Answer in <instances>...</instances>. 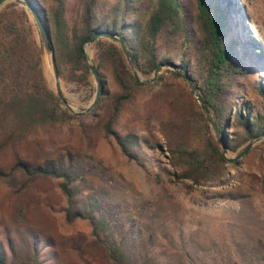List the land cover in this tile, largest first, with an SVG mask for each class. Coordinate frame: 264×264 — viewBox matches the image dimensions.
I'll list each match as a JSON object with an SVG mask.
<instances>
[{"label": "rangeland", "instance_id": "obj_1", "mask_svg": "<svg viewBox=\"0 0 264 264\" xmlns=\"http://www.w3.org/2000/svg\"><path fill=\"white\" fill-rule=\"evenodd\" d=\"M36 1L47 12L53 7L51 0ZM65 1V20L73 30L80 19L82 0ZM146 1L133 0L129 4L128 20L144 19ZM238 3V16L244 18L248 32L264 49V0ZM125 4V0H99L95 11L98 16L111 10L118 13ZM8 19L16 24L19 50L12 56L11 66L0 57V67H6L9 78L19 76L32 88H49L56 95L59 89L74 112H84L97 91L91 72L88 79L74 82L59 75L57 87L50 55L43 47L35 20L14 0L0 4V51L10 46L9 39L13 40L2 29ZM98 41L84 47L87 63H99ZM155 47L158 61L170 59L178 65L185 52L194 59L193 49L183 47L179 37L167 39L161 35ZM125 63L123 76L129 80L133 72L126 58ZM134 69L140 80L153 76ZM169 70L163 67L154 82L138 83L142 88H134L113 126L122 137L136 134L137 144L130 149L138 162L123 156L114 139L103 130L112 111V98L119 89L109 67L102 66L98 70L102 93L90 112L76 116L62 103V109L75 118L37 125L12 138L0 126V170L9 172L17 161L36 166L71 158L77 178L76 207L83 209L90 200H97V212L112 218L114 228L127 232L126 245L136 258L146 257L149 263L264 264V140L255 143L236 163L225 160L223 173L201 186H192L186 180L175 182L167 148L185 135L186 123L167 95L175 92L179 105L187 112L196 111L199 104L188 83L173 77ZM255 77L264 80V68ZM246 83V98L252 102L254 112H261L254 80ZM235 155L228 151L226 156ZM59 183L53 178L28 180L18 169L8 181L0 180V250L6 264H34L35 260L36 264H111L103 247L91 236L88 220L66 222L67 201Z\"/></svg>", "mask_w": 264, "mask_h": 264}, {"label": "trees", "instance_id": "obj_2", "mask_svg": "<svg viewBox=\"0 0 264 264\" xmlns=\"http://www.w3.org/2000/svg\"><path fill=\"white\" fill-rule=\"evenodd\" d=\"M28 1L49 36L57 71L67 81L88 79L90 70L83 44L94 33L111 34L124 43L136 70L142 75L151 76L160 65H175L183 74H188L217 128L223 133L229 152L237 154L250 141L264 137V80L255 79L264 68V49L248 32L244 18L238 16V0H147L142 21L127 18L128 6L133 0H125L126 4L120 12L111 10L101 16L95 11L99 0H82L80 19L73 30L69 29L65 20V0H51L53 7L49 12L38 1ZM22 12L25 13L24 9ZM2 29L3 33L13 38L8 41L10 46L0 51V57L6 58V64L11 66L12 56L19 50V33L15 22L10 19L2 25ZM161 35L167 39L181 38L183 47L193 49V61L186 52L178 65L170 59L158 61L155 44ZM101 38L97 42V72L102 66L109 67L119 89L112 98V111L103 130L106 136L114 139L123 156L138 162L136 154L130 149L137 144L136 134L128 133L122 137L113 126L122 104L131 99L135 87L142 86L133 75L129 74V80L123 76L126 63L120 46L115 41ZM168 72L175 78H181L173 70ZM251 80H254L253 90L261 100V112H254L252 102L245 95V90L249 89L246 82ZM166 90L169 91L168 88ZM167 98L172 106L179 108L186 123L185 135L175 139L167 148L175 182L186 180L192 186H201L219 177L226 164L225 158L200 107L196 105L195 113L187 112L179 105L175 92L168 94ZM73 118L62 109L60 98L51 89L32 88L19 76L9 78L6 67H0V126L10 138L25 134L37 125H54ZM73 168L71 158L36 166L17 161L9 172L0 170V180L8 181L16 169L28 180L37 177L60 180L59 189L67 201L64 211L66 222L88 220L91 236L103 247L111 264H156L149 263L146 257L142 260L141 257L136 258L126 245L127 232L114 228L112 218L97 212V200H90L83 209L76 207L74 187L77 178L73 175ZM36 239L37 236L32 239L35 259L38 256ZM0 264H6L1 250Z\"/></svg>", "mask_w": 264, "mask_h": 264}, {"label": "water", "instance_id": "obj_3", "mask_svg": "<svg viewBox=\"0 0 264 264\" xmlns=\"http://www.w3.org/2000/svg\"><path fill=\"white\" fill-rule=\"evenodd\" d=\"M6 0H0V4L5 2ZM15 2H17L18 4L22 5L23 7H25L26 9H28L30 11V13L32 14L34 20H35V23L37 25V28L39 30V34H40V39H41V42L43 44V47L45 49V51L47 53H49L50 55V61H51V65H52V69H53V73H54V79H55V83H56V86L58 87V83H59V73L57 71V67H56V62H55V58H54V52L53 50L51 49L50 47V43H49V36L48 34L46 33L43 25H42V22H41V19L39 18L38 14L36 13V11L33 9L32 5L30 4V2L28 0H14ZM107 38V39H110L112 41H115L121 48L125 58L127 59V62L133 72V77L134 79L136 80L137 83L139 84H147V83H151V82H154L157 80L158 78V75H159V72L161 71V69L163 67L165 68H168V69H171L173 71H175L176 73H178L180 75V77L185 80L191 91L193 92V95L195 96L198 104H199V107H200V110L201 112L204 114L212 132L214 133L218 143L220 144V147H221V150H222V154L225 158V160L229 163H235L237 162L238 160H240L243 156H245L249 150L251 149V147L259 142V141H263L264 140V137H259V138H256L252 141H250L239 153H237L234 157H227V153H228V149L225 145V140H224V135L222 132L219 131V129L217 128L211 114L209 113L207 107L205 106V103H204V100L202 99L201 95L199 94L198 92V88L197 86L195 85V82L194 80L188 75V74H183L175 65H160L158 66L154 72H153V76L149 79H145V80H140L135 69H134V62H133V59L131 58V55H130V52L127 50V48L125 47L124 43L117 37L111 35V34H107V33H101V32H98V33H94L84 44H83V52H84V47L89 44V43H92L93 41L99 39V38ZM88 67H89V70L92 74V76L94 77L96 83H97V91H96V94H95V99L94 101L91 103V105L84 111V112H81V113H77V112H74L71 107H69V105L66 103V101L64 100L63 96H62V93L61 91L58 89L57 90V95L58 97L60 98V100L62 101V103L67 107V109L73 114V115H82V114H86L88 112H90L97 100L100 98L101 96V85H100V82H99V76H98V72H97V69H96V66L93 64V63H88Z\"/></svg>", "mask_w": 264, "mask_h": 264}]
</instances>
